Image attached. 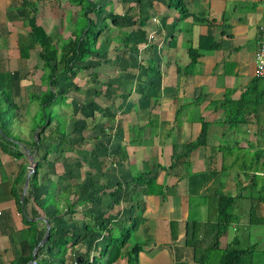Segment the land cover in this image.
Wrapping results in <instances>:
<instances>
[{
  "label": "crops",
  "instance_id": "crops-1",
  "mask_svg": "<svg viewBox=\"0 0 264 264\" xmlns=\"http://www.w3.org/2000/svg\"><path fill=\"white\" fill-rule=\"evenodd\" d=\"M26 1L35 4V22L53 39L70 36L64 14L76 18L79 7L66 0ZM134 1L108 0L105 9L124 18L126 7ZM182 1L190 15L178 19L179 12L168 7L167 0H141V11L150 15L146 26L137 30L122 24L127 26L121 29L128 31L126 42L134 46H121L124 38L119 35L113 57H90L106 61L109 67L94 68L96 77H88L86 85L95 100L89 103L88 113L84 112L86 117L80 113L82 90L75 72L68 79L60 78L66 80L57 84L66 106L60 111L66 131L76 117L70 128L73 138L64 143L63 151L46 156L31 193L26 189L22 195L25 156L16 158L0 147V264H12L22 257L29 258L24 264L31 259L37 264H77L74 258L86 254L97 259L108 230L98 232L93 218L101 215L112 236L123 229L128 223L124 217L131 213L130 189H115L114 183H124L130 174L140 171L148 172L155 185L144 196V220L135 229L141 247L133 264H217L227 244L233 249L247 247L248 264H264V247L249 241L251 231L259 234L255 225L264 222L259 190L264 184V116L256 123L251 113L247 121L234 126L227 120L229 112L256 108L252 102L263 92L264 78L254 85L259 78L254 75V52L257 29L264 23V0ZM22 14L21 0H0V61L11 76L16 108L0 103L14 111L13 122L20 119L21 124L31 105L24 103L21 112L20 96L46 89L41 82L44 73L36 67L35 50L26 58L18 57L17 37L26 29ZM150 41V50H144ZM188 49H200V54L185 70L190 61ZM149 56L152 69L139 67V60ZM67 82L71 83L69 93L65 91ZM241 93L243 102L239 101ZM257 107L263 109L264 102ZM22 113L26 116L19 118ZM8 129L9 136H0V140L17 146L19 139L12 134L10 123ZM79 139L83 141L76 148L87 150L65 148ZM197 141L199 145L186 153L182 145ZM173 155L183 160L168 169ZM21 166L25 169L19 184L14 179ZM250 175L254 179L251 188L246 187ZM105 184L109 186L103 191L96 190ZM218 193L232 201L227 207L230 219L225 232L212 247ZM188 221L200 222L198 248L185 244ZM49 228L65 240L63 251L56 247L46 250ZM125 250L127 247L120 249V255L109 264H127Z\"/></svg>",
  "mask_w": 264,
  "mask_h": 264
},
{
  "label": "trees",
  "instance_id": "trees-1",
  "mask_svg": "<svg viewBox=\"0 0 264 264\" xmlns=\"http://www.w3.org/2000/svg\"><path fill=\"white\" fill-rule=\"evenodd\" d=\"M69 5H73L76 7H79L78 11V17L79 20L76 18L75 22L71 26L70 30V36L61 39L60 37H57L56 39H53L51 35H49L41 25L37 24L35 22V11L36 7L35 4H32L31 2H28L26 0H21V6L23 8V14H22V21L23 24L26 26V29L24 30V34H18L17 37V53L19 58H26L28 57L29 51L34 49L36 52V58L39 61V64L36 66L38 67L43 73H44V80L43 82L46 83V89L43 91L41 90L38 93L29 92L27 94V106L30 105V103L35 102L37 110H34V113L32 118H36V116L39 115L38 121L35 122V124L30 128V137L28 140H24L18 142L22 144L23 146L30 149V152H34V159L36 162V166L34 167L32 173L30 174V177L28 179L27 184V193H31L36 188V174L37 170L41 167V165L45 162L46 156L52 152H60L63 151V144L67 143V140L69 138H73L72 134L74 132V129H71L69 131L65 130V120L59 122L58 119H53V117H56L55 114L51 115V107L54 105H62L65 102L63 101L64 96L61 95L59 88L57 87V84L61 77H65V79H68L70 75H72L76 71H81L85 73L87 77H96V72L94 71V68L90 66L87 61L90 59V57H98V59L104 58L107 53V42L108 38L105 36L103 39L99 40L98 37V44L95 42V39L97 38L99 32L104 30L106 28V22L99 21L100 19L103 20L106 17L110 16L108 13H105V4H98L97 0H66ZM168 7H171L172 9H175L177 12H179L178 19H182L186 16H189L190 13L187 11V9L184 6V3L182 0H167ZM141 0L134 1V4L131 6L126 7L125 9V15H127L129 19V24L131 25L130 29H143V26L148 18H150L149 13L145 11H141L140 9ZM136 13V17H134ZM108 15V16H107ZM77 17V15H76ZM110 22H114L115 25H118L117 18L115 17V14L109 17ZM98 21V22H97ZM97 22V23H96ZM96 24L98 25L97 28H95ZM150 29L148 30V32ZM117 32H120L123 34L124 40L122 41L121 46L123 47H132L134 46L133 42L127 43V34L128 31L121 30V28L118 27ZM101 34V33H100ZM101 44H104L101 47ZM98 45V48H96ZM151 41L146 44V47L144 50H150ZM107 47V48H106ZM199 47H201L199 45ZM200 49L192 50L189 49L188 54L190 57V61L183 69H189L192 67L194 61H195V55L200 54ZM151 56L148 57V59L139 60L138 66L145 68L152 69V60L150 59ZM91 68V70H89ZM93 69V70H92ZM88 70V72H86ZM67 73H69L67 75ZM67 75V76H65ZM262 79V78H261ZM260 78H255V82L258 80H261ZM264 80V79H263ZM253 85V87H254ZM263 85V86H262ZM261 88L263 89L260 94V96H257V101L254 103L252 102V106L255 105L256 108H253L251 110L249 109H241L237 112H229V116H227V120H231L230 126L237 125L239 123H244L247 121V116L249 114H253L256 118L255 122L258 123L262 121V118L264 116V107L261 109L260 106L263 104L264 100V84H262ZM259 86V87H260ZM260 92V89H259ZM243 93L239 96V101L243 102ZM0 101L5 103L7 107L13 108L15 110L16 105L13 102V96H12V81L11 76L9 75V72L3 69L1 61H0ZM231 101V100H227ZM22 107L24 109V105L22 104ZM9 110V108L7 109ZM238 110V109H237ZM26 111L25 113H27ZM85 111L81 110L80 113L84 114ZM14 114V111H13ZM88 115V114H87ZM83 117H86V114L83 115ZM229 117H231L229 119ZM19 118H24V113L19 114ZM22 120L19 119V122ZM42 121V123H41ZM8 120L0 114V136L1 138L9 136V129H8ZM41 123V124H40ZM103 130V129H102ZM101 130V131H102ZM202 132V131H200ZM0 140V147L2 151L7 152L11 154L14 157H21L22 151L19 146H16L14 144H11L9 141ZM201 138H199L200 140ZM83 141V139L74 140L69 144H67L66 147H78L80 143ZM53 144V145H52ZM14 145V146H13ZM199 145V141L192 144H183L182 146L186 148V153H188L192 147H196ZM12 146L13 149H10ZM68 149V148H67ZM186 156V155H185ZM176 158V155H173L171 157V162L168 169L173 168L177 165L179 161H182L181 158ZM257 160V159H256ZM264 160V158H263ZM163 168V167H162ZM24 166H21V171L19 174L15 177V182H18L20 184L21 177L23 176ZM164 169V168H163ZM252 175V174H251ZM249 176V179L251 177ZM254 176H252L253 178ZM264 178V176H263ZM251 182H254L253 180H249V182L246 184V187H252L253 184ZM153 185L154 178L151 176H148V172L140 171V172H134L130 174V178L128 181L124 183H114L115 189H130V204L129 208L131 210L129 218L124 217V220L128 219V225L125 231H121L123 229H120L119 236L114 237L110 235L111 231L109 228H106L104 223L102 222L101 215H96L93 219L96 218V222L92 223L93 226L96 225V230L98 232L103 230H108L107 232V239L103 242V246L101 250H99L97 262L98 264H109L114 259L120 255L119 250L123 248L125 245L124 242H126L128 239V232L129 230H135L136 227L144 220L143 217V211H144V196L147 194H150L154 191ZM109 185H98L96 190L98 192L103 191L104 188L108 187ZM259 190L264 191V184L260 186ZM253 197L252 194H249V198L251 199ZM261 198L264 200V197L261 196ZM16 200H18V195L15 197ZM215 199L218 204V210H217V217L218 220L215 224L212 225L214 230V238H213V245L217 246V239L219 235L223 234L225 232V229L227 227V223L229 222L230 213L227 210L228 205L231 203L232 197L225 195L223 193H218L215 196ZM115 200H113V203ZM18 204V203H17ZM251 209H249L250 212ZM72 210H69L71 212ZM94 215V214H93ZM92 215V216H93ZM59 215H54L53 218H57ZM190 223L185 228V244H189L193 248H198L199 244L197 243L196 236L199 232V225L200 222H192L188 221ZM85 225V224H84ZM47 251L49 252L52 247H56L59 251L64 250L65 240L61 237V234L55 235L51 229L48 230L47 235ZM141 247V244L139 242H133L131 245H128L127 249L125 250V257L127 264H133L136 259V253ZM207 250L206 252H208ZM249 250L248 248H236L233 249V246L231 247L230 244H227L225 246V251H223L221 257L216 259L217 264H248L247 258H249ZM203 257V252L201 253V256ZM29 259L28 257H22L16 259L12 264H24L25 261ZM101 259L103 260L102 263ZM95 258H92L91 261H88L87 254L86 255H79L74 258L73 262H76L77 264H89L95 262Z\"/></svg>",
  "mask_w": 264,
  "mask_h": 264
},
{
  "label": "rangeland",
  "instance_id": "rangeland-1",
  "mask_svg": "<svg viewBox=\"0 0 264 264\" xmlns=\"http://www.w3.org/2000/svg\"><path fill=\"white\" fill-rule=\"evenodd\" d=\"M98 1V4L100 3V4H105L106 5V3H108V0H97ZM106 8V7H105ZM117 9V8H116ZM115 9V10H116ZM105 13H108V11L105 9ZM108 15H110V16H112L113 15V13L111 14V11H110V14L108 13ZM107 15V16H108ZM79 15L77 14V19L79 20V17H78ZM110 16H108V17H106L105 19H103V20H99V21H102V22H106V28L104 29V30H102L101 32H99V34H98V36H97V38L95 39V42L97 43L98 42V37H99V35H100V37H99V40L100 39H103L105 36L108 38V42H107V44H108V48H107V54H106V56H112L113 57V55H114V53H115V48H114V45H115V42H118V43H120L119 42V37H121V36H123V34L122 33H120V32H117V30H118V27L119 28H121V29H125V27L128 25V26H130V22H129V19L127 18V17H122L121 15H119V16H117V21H118V25L116 26L115 25V23L114 22H110V19H109V17ZM134 17H136V13H135V15H134ZM64 18H65V22H66V27H71L72 26V24L75 22V20H76V18L75 17H72V18H70V16L69 15H67V13L65 12V14H64ZM74 21V22H73ZM98 22V21H97ZM96 22V23H97ZM122 24H127V25H125V26H123ZM146 26V23L144 24V26L143 27H145ZM98 27V25L96 24V26H95V28H97ZM101 33V34H100ZM119 35H121V36H119ZM117 37V38H116ZM62 38H60V40H61ZM98 44V43H97ZM99 45V44H98ZM98 45H97V47L96 48H98ZM104 44H101V47L103 46ZM119 46V45H118ZM119 48H121L120 46H119ZM118 47H116V50L117 49H119ZM96 59L97 58H95V59H91V60H89V65L90 66H92L93 68H96V70H99V71H101V70H104L106 67H109V64L107 65V63H106V61H103V62H99V60L98 61H96ZM100 64V65H99ZM100 66L99 68L97 67V66ZM96 66V67H95ZM89 70H91V68L89 69ZM93 70V69H92ZM86 72H88V70H86ZM18 74V73H17ZM69 73H67V75H68ZM75 75H76V78L78 79V81H77V83L79 84V86L81 87V90H82V94H81V102H82V106H81V110H83V111H85L86 113H88V111H89V103L91 102V101H93V100H95L94 98H93V95H92V90H90V89H88L89 87H88V85H86V82H88V80L90 79H88V77H85V75L83 74V73H81V72H75ZM75 76H73V78H74ZM100 77V76H99ZM43 80H44V77H42V79H41V82H43ZM60 82L59 83H61V84H64L63 82H65L66 80L64 79V78H62V81L61 80H59ZM76 83V84H77ZM67 84L68 85H66V87H65V91H66V93H69V91H67V89H68V86H71V83L69 82H67ZM34 87V88H33ZM33 89H35V91L37 90L36 89V86L35 85H33ZM62 87V86H61ZM40 92V91H39ZM27 92L26 93H24L23 95H21L20 96V99H18V103H19V105L20 104H24V103H26L27 102ZM30 107L28 108V112H27V116L26 115H24V117L26 116V119H24V122L21 124L19 121L18 122H13L14 120H12V114H13V112H11L10 110H7L8 108L7 107H5L4 105H3V103L1 104L0 103V114L2 115V116H4L9 122H8V124L10 123V125H12V134L14 133V134H16V136H17V138L19 139V140H21V141H26V140H28L29 139V137H30V132H29V137H27V139H25L24 138V136H26V134L28 133V131L30 130V128L35 124V122H37L38 121V117H39V115L38 116H36V118H32V116H33V114H35L34 113V111L33 110H37V107H36V103L35 102H32V103H30ZM34 107H35V109H34ZM66 107L65 106V104H63L62 103V105H54V106H52L51 107V115L52 114H55L56 115V117H53V119H52V121L56 118V119H58L59 120V122L60 121H62L63 119H64V113H61L60 111H61V109H64V108ZM33 108V109H32ZM87 109V110H86ZM72 110L74 111V108L72 107ZM23 111V107H22V109H21V112ZM68 110L66 109V112H67ZM73 111H71V112H73ZM76 118V117H75ZM74 117H72V119L69 121V124H68V130L67 131H69L70 130V128L72 127V122H73V119H75ZM11 121V122H10ZM41 123H42V121H41ZM40 123V124H41ZM76 138H77V136H76ZM21 141H19V142H21ZM18 142V143H19ZM70 143V142H69ZM86 143V142H85ZM87 144V143H86ZM85 144V145H86ZM53 145V144H52ZM64 145V144H63ZM70 145V144H69ZM88 145V144H87ZM65 148H69L70 150H76V149H78V151H81V150H87L86 148H76L75 146L74 147H65ZM29 149V148H28ZM30 150V149H29ZM243 154H245V151H243ZM64 162V161H63ZM245 162V160L244 159H242V163H244ZM253 195L255 196L256 195V192H255V190H253ZM261 196L262 197H264V191L262 190L261 191ZM204 197L203 196H201L200 197V199H203ZM195 203V202H194ZM194 203H192L191 204V206H193V207H196L195 206V204ZM205 203H207V202H205ZM245 207L247 206V207H249V204H248V202H247V204H245L244 205ZM246 207V210L248 209ZM200 211V210H199ZM203 211H205V209H202L200 212V218L201 219H203ZM128 225V224H127ZM127 225L125 226V228L123 229V230H121V231H125V229L127 228ZM256 227V231L260 234H254L252 231H251V238H250V242H253V241H255V242H258V247H264V222H263V224H259V225H255ZM128 240L126 241V242H124V248H126V247H128V245H131L133 242H137V241H139V239H138V236H139V233L137 232V231H135V230H129V232H128ZM117 236H119V232H116V234H114V237H117ZM92 264H98V262H97V259L95 260V262H93Z\"/></svg>",
  "mask_w": 264,
  "mask_h": 264
},
{
  "label": "built area",
  "instance_id": "built-area-1",
  "mask_svg": "<svg viewBox=\"0 0 264 264\" xmlns=\"http://www.w3.org/2000/svg\"><path fill=\"white\" fill-rule=\"evenodd\" d=\"M257 35V47L254 52V75L259 78H264V23L259 25ZM149 37H151V35H149ZM90 257L88 258L89 261H91ZM29 264H37V262L35 260H30Z\"/></svg>",
  "mask_w": 264,
  "mask_h": 264
},
{
  "label": "water",
  "instance_id": "water-1",
  "mask_svg": "<svg viewBox=\"0 0 264 264\" xmlns=\"http://www.w3.org/2000/svg\"><path fill=\"white\" fill-rule=\"evenodd\" d=\"M16 144H17V146H19L21 148L22 154H23V156H25L26 161H27L26 173H25V177L23 180V184H22V195H23L27 189L28 179H29L30 174L32 173L34 167L36 166V162L34 159V152H30V150L27 147L23 146L20 143H16ZM46 235H47V232H46L45 236ZM45 236L42 238V240H41L42 242L45 240ZM27 264H29V262Z\"/></svg>",
  "mask_w": 264,
  "mask_h": 264
}]
</instances>
